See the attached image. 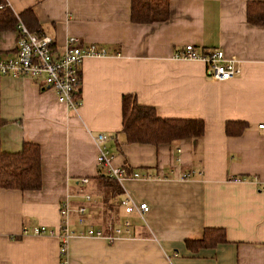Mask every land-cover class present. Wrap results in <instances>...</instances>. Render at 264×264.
<instances>
[{"label":"crops","instance_id":"obj_1","mask_svg":"<svg viewBox=\"0 0 264 264\" xmlns=\"http://www.w3.org/2000/svg\"><path fill=\"white\" fill-rule=\"evenodd\" d=\"M5 1L28 29L50 35L56 52L73 36L105 53L82 59L74 110L36 79L0 75V150L30 142L40 160V188H0V264H264V129L257 128L264 123V26L246 21V4L264 0H168L167 18L150 23L132 22L131 0ZM16 36L13 29L0 33V57L14 55ZM186 44L220 49L238 74L217 81L202 61L175 59ZM124 94L160 118L201 120V136L126 142L119 131ZM226 122L246 126L227 135ZM98 132L107 136L113 165L151 176L119 185L147 210L142 218L129 215L128 233L111 243L75 234L101 225ZM65 198L86 216L78 225L72 215L74 234L60 253L58 237L29 228L57 229ZM116 209L113 226H120L124 215ZM205 228L220 229L223 241L189 250L185 241Z\"/></svg>","mask_w":264,"mask_h":264},{"label":"built area","instance_id":"obj_2","mask_svg":"<svg viewBox=\"0 0 264 264\" xmlns=\"http://www.w3.org/2000/svg\"><path fill=\"white\" fill-rule=\"evenodd\" d=\"M16 40L14 55L11 57H0V75H10L12 77H26L36 79L42 87L51 89L58 102L76 109L80 104L78 91L80 89V64L86 56L103 55V49L95 45H80L78 39L73 36L66 37L61 52H56L53 39L50 35L43 32H30L18 20L16 24ZM175 59L199 60L205 65L206 76L217 81L228 80L235 77L239 70L232 60L225 59L220 49H202L196 51L192 45L186 44L173 53ZM257 128L264 129V123H259ZM107 140L105 133L98 132L92 135V141L96 146V163L99 172L107 178L115 181L119 186L124 180L147 179L151 178L148 174L131 172L123 166L113 165L111 155L104 147ZM193 171L180 173L179 178H188ZM236 177L235 181L242 180ZM80 183H86L87 177L79 178ZM118 199V207L124 215L120 226H113L109 233H105L100 228L87 227L75 232L76 235L86 237L102 238L107 243L124 236L128 233L129 220L131 214L142 218L147 210L145 203L135 202L125 191ZM264 190V185L262 187ZM84 199L90 201V196L83 195ZM59 225L57 229L49 228L44 225L29 228L32 235H49L58 237L60 240V253L64 251L66 239L74 234L69 228L72 215L76 224L81 225L86 216L84 206L71 207L68 199L65 198L59 203ZM126 236V235H125ZM58 264H65V258Z\"/></svg>","mask_w":264,"mask_h":264},{"label":"trees","instance_id":"obj_3","mask_svg":"<svg viewBox=\"0 0 264 264\" xmlns=\"http://www.w3.org/2000/svg\"><path fill=\"white\" fill-rule=\"evenodd\" d=\"M168 16V0H131L130 19L137 23L164 21ZM22 14L15 15L5 0H0V33L16 30ZM246 21L252 25L264 26V2L246 4ZM80 98V91H78ZM244 122H226L224 132L237 135L245 128ZM121 133L128 143H170L183 138L196 140L203 131V123L197 119L160 118L150 106L139 105L134 96H121ZM126 169V168H125ZM96 178L98 194L101 196L102 218L100 229L111 231L115 223L116 199L121 193L115 181L99 172ZM0 188L37 190L40 188L39 148L30 142L22 143L17 152L0 150ZM223 241L220 229L205 228L198 239L186 240L185 246L195 251L207 245Z\"/></svg>","mask_w":264,"mask_h":264},{"label":"rangeland","instance_id":"obj_4","mask_svg":"<svg viewBox=\"0 0 264 264\" xmlns=\"http://www.w3.org/2000/svg\"><path fill=\"white\" fill-rule=\"evenodd\" d=\"M118 197H119V196H118ZM117 203H118V199H117L116 205H117Z\"/></svg>","mask_w":264,"mask_h":264}]
</instances>
